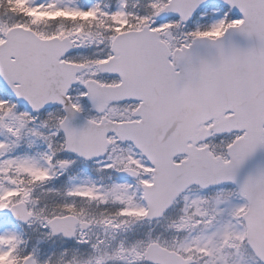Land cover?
<instances>
[{"label":"snow or ice","instance_id":"1","mask_svg":"<svg viewBox=\"0 0 264 264\" xmlns=\"http://www.w3.org/2000/svg\"><path fill=\"white\" fill-rule=\"evenodd\" d=\"M0 264H264V0H0Z\"/></svg>","mask_w":264,"mask_h":264}]
</instances>
